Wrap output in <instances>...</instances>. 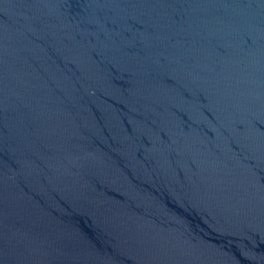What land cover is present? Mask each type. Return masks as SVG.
I'll list each match as a JSON object with an SVG mask.
<instances>
[{
  "label": "water",
  "instance_id": "1",
  "mask_svg": "<svg viewBox=\"0 0 264 264\" xmlns=\"http://www.w3.org/2000/svg\"><path fill=\"white\" fill-rule=\"evenodd\" d=\"M0 264H264V0H0Z\"/></svg>",
  "mask_w": 264,
  "mask_h": 264
}]
</instances>
